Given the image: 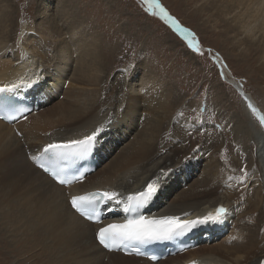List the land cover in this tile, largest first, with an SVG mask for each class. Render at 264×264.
<instances>
[{"label": "bare ground", "instance_id": "obj_1", "mask_svg": "<svg viewBox=\"0 0 264 264\" xmlns=\"http://www.w3.org/2000/svg\"><path fill=\"white\" fill-rule=\"evenodd\" d=\"M209 6L212 8V17L216 18L219 28L222 29L219 33L227 37L234 35V38L228 39L229 42L232 43L233 49H238V52L242 50L241 53L237 52L236 56H247L245 60L248 61L249 57L257 55V62L260 64L258 72L264 73V0H212ZM44 7H48V4ZM65 12H67L66 9ZM65 12L60 16L59 21L64 19L67 21ZM4 14L7 16L5 18L12 17L9 13ZM66 21L65 26H57L58 35H65V39L61 42L64 49H60L52 59L50 54H44L46 51L44 42L38 48L31 44L29 45L31 49L24 48V51L20 50L19 54H14L13 59L7 58L10 53L9 44L0 40V86L19 83L21 80L28 82L36 80L37 82L31 88L20 87L16 90L18 92L26 90V95H29L28 98L32 104L34 102L37 106L40 104L39 98H36L38 96H45V99L50 101L37 113L34 108L29 115L13 123L0 120V174L3 178L9 179L8 194L17 196L10 203L6 195L0 196L2 225L13 227L15 232H22L28 249L32 253L40 248L44 249V252L49 253L53 258L60 257L61 264L67 258L75 260L77 258L75 256H80L79 254H90L97 264H261L264 261V130L259 125L257 126L261 130L256 127L255 119H251L254 116H250L246 111L242 114L243 123L235 129V133L233 131L237 147L232 152L237 153L241 145L242 156L250 165L249 167H252L243 183H240L242 172H235L236 175L239 174L237 177L239 182L235 183L236 180L232 174L234 172H231L227 164L237 163L228 160L230 157L221 151L220 147H216L217 139L213 138L215 145L212 142L211 146H213L214 154H216L214 146L218 149V157L213 164L209 161L208 167L213 166L214 169L206 168L201 178L188 190L181 191L171 202L173 204H169L166 209L160 211L165 204L158 209L153 205L161 203L162 195L166 197L170 195L168 190L165 192L162 188L161 192L157 191L158 193L149 203L150 206L146 205L145 217L149 219L176 216L181 221H193L209 213L214 214V210L220 205L228 209V214L219 222L197 224L193 228L196 234L189 240L193 244L189 249L157 263L135 256L107 252L97 243L95 233L99 227L108 223L123 222L127 216V213L123 211L127 197L145 190L148 183L159 177L161 169L175 168L180 163V160H177L178 154L181 153L180 148L173 141L167 143L165 140H167V134L171 132L167 126L172 123L177 113L176 108L182 105L183 99L179 100L174 93H172L173 97L170 95L168 97L169 88L166 85L158 87L159 83L156 84L153 79L121 85L120 89L127 88L125 98L117 103L118 109L114 105V112L120 109L122 115L126 113L127 116L133 111L138 115L141 113L148 119L157 121L158 126L156 130L148 129L151 131L149 134L144 132L137 138L129 139L131 142L127 144V147L101 169V177L98 175L100 170L97 169L95 173L86 176L75 185L64 187L37 168L33 159L31 161L32 157L40 156L43 148L49 143L82 139L97 127L103 126L106 120L105 115L102 114L106 110L104 108L113 106L105 96H102L104 82L102 67L105 62H102L100 54L89 49L92 43L83 40L80 30L76 31L77 27L73 29L74 24H68ZM5 22L0 21V35L7 34L10 30H6ZM65 27L70 30L69 38L65 33L68 29L65 30ZM173 29L183 36L175 28ZM27 32H29L28 39L32 38L30 31ZM194 37L197 41L198 37ZM224 39L228 43L226 37ZM248 44L249 48H247ZM103 54L106 53L103 52ZM37 58L43 60L47 68L44 74H39L36 78L38 72L36 71L35 74L34 72L38 70V67L34 69L37 65L34 59ZM72 64H74L73 67ZM58 77H65L64 85H67L69 92L67 91V96L65 95L66 102L60 101L58 105H54L56 91L53 92L55 88L53 82L57 81ZM131 77L133 78V75ZM50 81L51 83H48ZM231 83L235 84V82ZM71 87L74 88L73 91L75 89L79 91L74 93L70 90ZM88 91L93 92L88 94ZM11 93L4 94L11 95ZM249 101L254 105L255 102L251 97ZM110 107H108V113L104 112L107 115L113 113ZM180 128H175L178 133ZM156 131L160 134L159 136ZM225 141L223 133V142L226 143ZM98 142L97 140L91 155L96 163L100 160L102 165L103 160L98 153ZM250 149L253 150V154L250 153ZM27 152L31 153V156L29 154L28 157ZM171 152L172 155L169 154ZM84 159L74 160V162L82 163ZM168 162L172 164L168 166ZM224 167L231 173H228ZM230 177L232 179H229ZM245 184L249 187L246 188ZM167 185L169 187V184ZM94 191H116L120 193L121 201L116 206L112 202L104 205L103 223L96 225L81 218L68 203L71 195H82ZM112 205L115 210H105ZM0 229L4 230L1 226ZM90 247L94 252L88 251ZM80 261L83 262V259Z\"/></svg>", "mask_w": 264, "mask_h": 264}, {"label": "rangeland", "instance_id": "obj_2", "mask_svg": "<svg viewBox=\"0 0 264 264\" xmlns=\"http://www.w3.org/2000/svg\"><path fill=\"white\" fill-rule=\"evenodd\" d=\"M4 1L0 0V21L8 22H5L4 25L7 26L6 30H10L7 31V34L0 35V40L9 44L10 53L7 58L13 59L12 56L19 54L20 50L24 51V48L31 49L29 46L31 44L38 48L44 43V46L46 45L44 54H50V59L54 58L60 49H64L61 42L65 39V35H58L57 26H65L66 19L63 21H59V19L66 9V22L73 23V29L77 27L76 31L80 30L83 40L92 43L89 49L100 54L102 62H105L102 67L104 76L102 78L104 80L102 96H105L107 101L113 105L112 108L111 105L108 106L113 113L107 115L108 107L104 108L106 109L104 112L107 113L103 112L102 114L105 115L106 120L102 132L97 137L99 141V145L97 144L98 153L103 160L102 165L100 160L95 163L97 164L96 168L100 170L98 174L100 177L102 176L101 169L116 154L123 151L122 149L127 147L133 137L137 138L144 132L149 134L151 131L148 129L150 128L156 130L158 122L152 121L154 119H148L147 116L141 115V113L138 115L134 111L128 116L126 113L122 115L120 109L114 112L113 108L116 105L118 109L117 103L125 98V89L127 88L120 89L121 85L135 84L139 80L148 81L150 79H153L156 84L159 83L158 87L166 85L170 90L167 92L168 97L169 95L173 97L172 93H174L179 100L183 99L182 105L176 108L177 113L174 115L172 123L167 126L171 132L167 134V140H165L167 143L173 141L180 148L181 153L178 154L179 159L177 158V160H180L181 165L179 163L175 168L160 170V175L155 180L161 186L158 191L161 192L162 188V191L168 190L170 195L167 197L162 195L161 203L153 204L154 208L158 209L165 204L160 211L166 209L169 204H173L171 202L177 198L181 191L191 188L207 169H214L213 166L208 167L209 161L213 164L218 157V149L215 146L216 154L213 153L212 142L213 145L216 142V147H220V150L230 157V159L228 158L230 162L237 163L227 162L231 172H234L232 174L236 180L235 183L239 182L237 179L239 174L236 175L235 172H242V168L246 169L247 176L251 172L252 167H249L250 165L245 162L246 160L242 156L241 145H239L241 149L239 148L237 153L232 152L237 147L233 134L236 132L235 129L243 123L242 114L246 111L251 116L252 113L247 108L246 100L229 82L240 85L243 91L258 105L257 107L254 103V106L264 113V73L258 72L260 64L257 62V55L249 57L248 61L245 60L247 56H236L238 49H233L232 43L229 42L232 37L234 38V35L231 34L227 37L219 33L222 29L219 28L216 18L212 17V8L209 6V2L212 0H158V3L178 21L182 28L190 30L194 36L198 37L197 48L199 52L203 53L202 55L189 48L188 42L173 29L174 27L169 22H165L158 15H153L143 0ZM46 4L48 7H44ZM3 9L5 11H2ZM6 9L8 10L6 11ZM4 13L7 15L9 13L12 17L5 18L7 16ZM30 27L32 29H29ZM66 29L68 28L65 27ZM27 31L33 35L32 38L28 39L29 32ZM9 33L10 35H8ZM65 33L67 36L71 34L69 29ZM222 36L226 37L228 43ZM2 37L4 38L2 39ZM247 48H249V44ZM241 51L239 50L238 53ZM34 62L37 64L34 69L38 67V70L34 72V74L36 71L38 72L37 78L39 74L45 73L47 67L43 64L44 61L39 58L34 59ZM41 63L43 67H41ZM73 66L74 64H72ZM130 66H134V68H130ZM221 73H223V77ZM63 79L65 77H58L54 82L51 80L55 85L52 90L56 91L54 105L67 100L66 93L69 90L67 85H64ZM70 90L74 93L79 91V89L73 91L72 87ZM92 92L88 91V94H92ZM69 97H67L68 101ZM36 98H39L38 102L40 103L37 106L33 102V108L37 113L42 107L45 108L50 101H47L45 96ZM254 122L256 127L261 130L257 126L259 125L258 121L255 119ZM176 127H181L179 133L175 129ZM223 133L226 143L223 142ZM156 134L160 135L157 131ZM213 138L217 141L214 142ZM252 149H254L253 144ZM252 151L251 154H253ZM169 154L172 155V152ZM28 155L31 156V153L27 152ZM168 163V166L172 164ZM224 168L228 173L230 172L228 168ZM243 176L242 172L241 177ZM8 180L0 174V196L6 195L10 203L17 196L8 194ZM245 186L249 187L248 184ZM112 203L114 204V202ZM112 206L114 208V205ZM113 208L112 211L115 210ZM2 220L0 215V226L4 229H0V264H61L60 257L53 258L49 253L44 252V249L40 248L37 252L32 253L28 249L23 233L15 232L11 226H3ZM92 248H88V251L91 252ZM79 255L75 256L77 261L67 258L62 264H83V262L84 264H97L90 254ZM86 255H90V257H86ZM78 258L83 259V262Z\"/></svg>", "mask_w": 264, "mask_h": 264}, {"label": "snow or ice", "instance_id": "obj_3", "mask_svg": "<svg viewBox=\"0 0 264 264\" xmlns=\"http://www.w3.org/2000/svg\"><path fill=\"white\" fill-rule=\"evenodd\" d=\"M143 2L153 15H158L165 22H170L183 35L184 39L188 41L189 48L201 55L203 54L199 52L196 46L198 42L195 41L194 33L186 28H182L178 21L158 3V0H143ZM130 68H134V66H130ZM221 76L223 77V73H221ZM36 82V80H32L31 82L21 80L19 83L11 85L5 84L0 86V93L14 92L20 87L31 88ZM244 99L247 101L246 96ZM247 107L256 121H258L259 127L264 130V113L260 112L250 101L247 102ZM15 118L11 114L5 117V119ZM102 130L103 126L97 127L82 139H73L62 143H49L43 148L40 156L32 157V159L37 167L45 174H48L57 184L61 186L70 185L74 180L80 179V177L65 175L64 168H57L55 165L59 161L82 160L88 157L93 151L97 137ZM241 171L244 173V176L240 178V183H243L247 172L245 168H242ZM229 179L232 178L230 177ZM158 188L159 185L157 182L152 181L147 184L145 190L128 196L127 201L124 203L123 211L125 213H134L135 215L126 219L123 223H108L99 227L95 233V239L98 243L112 251L121 248H133L136 245L170 241L178 236L184 235L196 227L197 224L219 222L228 211L221 206L215 210L214 214L209 213L207 216L193 221H181L176 216H162L160 218L149 219L140 214V210L153 200ZM119 197L120 193L116 191H94L82 195H71L68 203L71 209L79 216L88 221L100 224L102 220V206L109 205L110 202L120 204ZM105 210L111 209L108 208ZM134 250L138 255L141 254L138 247H135ZM152 259H156V257H152ZM261 264H264V261Z\"/></svg>", "mask_w": 264, "mask_h": 264}, {"label": "water", "instance_id": "obj_4", "mask_svg": "<svg viewBox=\"0 0 264 264\" xmlns=\"http://www.w3.org/2000/svg\"><path fill=\"white\" fill-rule=\"evenodd\" d=\"M236 90H237V92L240 94V96L242 97V98H244L245 96L247 97V101H249L250 100V96L248 95V94H246L243 90H242V88H241V86L240 85H238V84H233V83H231V82H229ZM243 93V95H241ZM218 207H221V205L220 206H218ZM217 207V208H218ZM224 207V206H223ZM216 208V209H217ZM224 208H226V207H224ZM215 209V210H216ZM227 209V208H226ZM215 210H214V213H215ZM228 210V209H227ZM228 214V211H227V213H226V215Z\"/></svg>", "mask_w": 264, "mask_h": 264}]
</instances>
